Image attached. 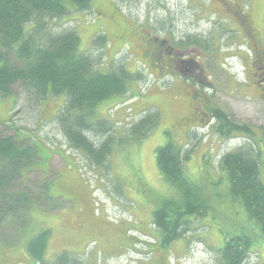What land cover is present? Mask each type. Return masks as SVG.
I'll list each match as a JSON object with an SVG mask.
<instances>
[{
  "label": "rangeland",
  "instance_id": "374dc122",
  "mask_svg": "<svg viewBox=\"0 0 264 264\" xmlns=\"http://www.w3.org/2000/svg\"><path fill=\"white\" fill-rule=\"evenodd\" d=\"M104 1L93 0V12H73L69 16L70 21L66 23L58 21L57 25H54L55 29L74 28L81 39L79 50L86 53L94 52V38L97 35H107V42L101 43L98 50L95 47V53L102 58V68L118 70L120 65H124L128 71L133 72L136 62L132 57L129 40L110 32V27L104 23L101 24L98 18V12L104 5ZM108 1L111 4L112 0ZM155 2L157 4L161 2V6L165 9L164 11L161 7L158 9L162 12H171L181 30H184L183 25L186 21L190 24L192 32L207 33L208 28L213 25L212 13L197 12L208 18V20L198 21V18L191 13L195 12V7H189L187 0H155ZM208 4L209 0H202L201 7L205 5L207 8ZM150 7L152 9L153 1L140 0L136 2L133 9L128 8L127 4L123 9L126 12H138L137 18L138 16L144 18V12L150 11ZM104 8L108 11L110 5ZM246 9L249 12H255L257 24L264 26V0H247ZM217 22L218 20L215 19V23ZM196 24L201 25L202 28L200 29ZM212 43V51L223 47V42L220 43L219 39ZM251 54L249 50L248 62L252 60ZM228 62L230 65L225 66L230 69V76L234 80V77L242 72V65L237 57L229 58ZM107 63L108 66L105 65ZM157 89H159L157 84L148 82L144 78L133 82L131 92L126 96L104 101L98 107L99 116L112 122L117 121L114 125L117 131L115 136L118 139L125 138L130 123L145 117L143 111L155 110L154 112H158V119L160 118L157 127L143 140L131 141L121 146L115 144L106 164L98 167L89 165L82 153L70 147L52 121L59 106L64 103L61 96L48 99L41 106L33 105L32 109L29 108L31 105L24 102V100L27 101L28 95L22 92L19 86H14L13 89V93L20 96L18 100L13 96L0 98V118L9 119L11 113L14 116L8 128L0 125V135L11 134L18 139L27 137L37 145L38 143L42 145L41 156H39L41 159L26 168L24 177L21 179L22 184H26L35 195H38L39 186L45 182L50 183V192L53 197H56L52 202L58 205V207L52 206L51 200L41 199L34 204L30 221L25 225H21L16 219L12 225L13 221H10V227L0 228V251L10 254V257L4 258L6 262L0 260V264H8L7 262L27 264L21 251L26 252L28 241L44 230L51 231L45 253L46 259L50 262L55 261L63 253H66L70 264H85L91 258L93 264H128L134 260L128 253L118 252L120 249L117 247L121 244L124 230L121 234L120 231L117 233L118 230L112 231V226L102 227L103 230H101L105 235L100 239L96 236L97 234L94 235L96 229L93 225L100 223L95 219H106V217L115 221L113 224L116 226L122 225L127 230L136 227L135 224L138 222L146 225L152 218L154 207L158 206L154 201L155 198L160 200L175 194L173 188L164 180L156 158L157 147L169 141L182 147L183 155L189 157L185 169L187 175L196 184L201 183L199 180L201 177L215 179L211 170L207 169L209 174L200 170L203 157H207L218 170L220 159L227 153L226 150L240 147L244 141L251 143L259 153L262 152L264 159V101L261 99L250 100L241 93H239L240 96L232 94V97H229L224 90H220L217 97L230 113L228 114L230 119L248 127L254 133V135L251 134V140L240 132L235 133L236 137L225 143L219 142L220 138L214 135L208 136L204 131L200 132L199 137L192 134L189 138L183 136L185 131L182 130L180 133V127L173 124L178 114V105L176 106L171 99H166L163 94H160L161 90L156 91ZM234 89L233 85L232 92ZM247 94L249 98L251 95ZM48 157L49 161H47ZM262 172L264 175V162H262ZM21 182L19 179L17 185ZM206 186L210 189L209 183H206ZM82 190L84 194L86 190L89 202L92 201L98 216L89 219L85 212L81 213V204L73 194L78 191L82 193ZM229 204H231L230 201H226L221 207L228 211L226 214L230 221H242L244 225L246 217L243 206L238 203ZM211 206L217 209L213 203ZM228 218L209 213L205 223L211 226V231L207 230V226H201L198 229L203 230L191 232L192 235L179 242L180 247L174 244L175 251L169 253L170 264H219L216 251L223 248L225 235L234 236L242 231L239 228L240 225L238 227L232 225ZM80 225L83 231L77 230ZM20 229L24 231L19 233ZM251 237L253 238V235ZM142 238L144 239V236ZM113 247L115 249H112ZM117 252L115 256L109 257ZM246 264H264V251L251 252Z\"/></svg>",
  "mask_w": 264,
  "mask_h": 264
},
{
  "label": "trees",
  "instance_id": "16d2710c",
  "mask_svg": "<svg viewBox=\"0 0 264 264\" xmlns=\"http://www.w3.org/2000/svg\"><path fill=\"white\" fill-rule=\"evenodd\" d=\"M93 11V0H0V98L13 96L18 100L20 96L13 93V89L19 86L28 95L24 102L32 109L33 105L41 106L44 101L61 96L64 103L52 121L70 147L82 153L89 165L98 167L106 164L115 144L121 146L143 140L157 127L160 118L155 110L143 111L145 117L130 123L125 138L118 139L114 125L117 121L98 115L97 109L104 101L121 99L131 92L133 82L144 78L137 69L138 65L133 72L124 65H120L118 70L102 68V58L95 53V47L98 50L101 43H106L107 35H97L94 52L86 53L79 50L81 39L74 28L55 29L58 21H70L69 16L73 12ZM181 112L178 108L173 123L176 127ZM228 116L226 113L218 115V132L214 137L226 143L240 132L251 140L252 130ZM13 118V113L9 119L0 118V125L8 128ZM191 134V131H185L183 136L189 138ZM242 145L221 157L218 170L207 157H203L200 170L206 174H209L207 169L211 170L215 179L201 177L198 184L187 175L185 164H188L189 157L183 155L182 147L172 141L157 147L159 170L175 194L154 200L158 206L154 207L152 218L145 226L154 242L129 232L136 228L124 230L114 224L113 229L121 234L122 230L125 231L121 244L128 245L132 251H139V245H143L147 253L158 248V254L169 255L175 251L171 244L186 238L190 229L203 230L198 228L207 226L211 231V226L205 223L209 213L227 219L228 211L221 205L230 201L229 205L238 203L243 206L246 221L242 225V221L231 222L228 218L232 225H240L242 231L234 236L225 235L223 248L216 251L217 262L246 264L251 252L264 251L263 154L249 142L244 141ZM41 149L42 145L27 137L18 139L11 134L0 135V228L10 227V221H13L12 225L16 219L25 225L30 221L35 203L41 199L55 200L50 192V183L39 186V194L35 195L21 182L26 168L41 159ZM19 179L21 184L17 185ZM50 205L58 207L55 202ZM50 236L51 231L44 230L28 241L26 252L18 249L24 254L27 264H69L66 253L53 262L46 259ZM18 241L21 243V239ZM8 257L10 254L0 251L2 262H6L4 258Z\"/></svg>",
  "mask_w": 264,
  "mask_h": 264
},
{
  "label": "flooded vegetation",
  "instance_id": "af4514ba",
  "mask_svg": "<svg viewBox=\"0 0 264 264\" xmlns=\"http://www.w3.org/2000/svg\"><path fill=\"white\" fill-rule=\"evenodd\" d=\"M139 1L112 0L109 4V1L105 0L98 12V18L101 24L110 27V32L129 40L132 57L143 78L157 84L161 94L178 105L182 112L176 125L180 130L191 131L192 135L198 137L201 131L208 136L217 135L218 115L230 114L217 97L220 90H224L229 97L241 93L247 99L264 101V26L257 24L255 12L247 11V0H209L207 8L205 5L201 7L202 0H187L189 7H195V12L191 13L198 21L208 18L197 12H209L214 15V19H211L213 25L208 28L207 33L192 32L187 21L183 25L184 30H181L171 12L159 10V7L163 8V11L165 8L161 6V2L157 4L155 0H151L153 7L144 12V18H137L138 12H126L123 9L126 4L128 8L133 9ZM109 5V10L105 11L104 7ZM215 19L218 20L217 23ZM196 26L202 28L199 24ZM217 39L220 43L223 42V47L212 51V42ZM249 50L252 52L251 62L247 61ZM231 57H237L242 65V72L235 76L234 80L230 76V69L225 66L229 64ZM247 93L251 95L249 98ZM231 150L230 148L226 151ZM73 196L81 204V213L85 212L89 219L92 214L98 216L92 201L89 202L86 190L85 194L82 190V193L78 191ZM100 220L96 219L97 222ZM101 223L93 225L96 229L94 235L97 234L100 239L105 235L102 226L111 227L115 221L106 217ZM135 226L139 228L133 227L136 229L130 230V233L144 236V240L154 242L146 225L138 222ZM121 227L127 229L122 225ZM111 229L113 230L112 227ZM77 230L83 231L82 226ZM191 232L193 233V228L185 237L192 235ZM174 244L181 246L179 241L171 245ZM139 247V251H132L128 245L118 244L117 249H120L118 252L121 254L126 252L134 258L128 264H170L169 255L158 254V248L147 253L143 245ZM85 264H93L92 258Z\"/></svg>",
  "mask_w": 264,
  "mask_h": 264
}]
</instances>
